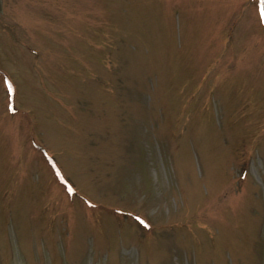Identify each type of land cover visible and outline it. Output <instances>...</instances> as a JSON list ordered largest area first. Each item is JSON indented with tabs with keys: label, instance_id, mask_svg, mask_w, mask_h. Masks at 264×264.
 <instances>
[{
	"label": "rangeland",
	"instance_id": "1",
	"mask_svg": "<svg viewBox=\"0 0 264 264\" xmlns=\"http://www.w3.org/2000/svg\"><path fill=\"white\" fill-rule=\"evenodd\" d=\"M264 0H0V264H264Z\"/></svg>",
	"mask_w": 264,
	"mask_h": 264
},
{
	"label": "snow or ice",
	"instance_id": "2",
	"mask_svg": "<svg viewBox=\"0 0 264 264\" xmlns=\"http://www.w3.org/2000/svg\"><path fill=\"white\" fill-rule=\"evenodd\" d=\"M262 15H264V13H262Z\"/></svg>",
	"mask_w": 264,
	"mask_h": 264
}]
</instances>
